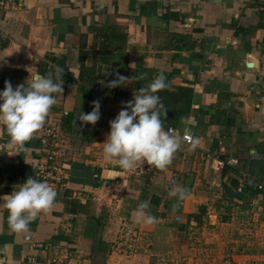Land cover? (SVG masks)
<instances>
[{
  "label": "crops",
  "instance_id": "obj_1",
  "mask_svg": "<svg viewBox=\"0 0 264 264\" xmlns=\"http://www.w3.org/2000/svg\"><path fill=\"white\" fill-rule=\"evenodd\" d=\"M56 65L63 96L43 129L59 126L66 137L68 186L27 233L10 229L0 198V264H134L124 248L132 228L166 257L188 252L192 231L239 229L244 203L264 219V190L238 193L247 176L264 184V0H19L0 13V91ZM117 72L147 78L105 86ZM160 73L165 130L183 135L185 117L200 145L184 142L166 171L147 163L124 171L103 158L109 121ZM94 100L101 118L81 127L76 118ZM41 131L20 151L0 128V197L47 162ZM174 185L189 191L182 202L169 196ZM146 200L157 222L138 225L133 213Z\"/></svg>",
  "mask_w": 264,
  "mask_h": 264
},
{
  "label": "clouds",
  "instance_id": "obj_2",
  "mask_svg": "<svg viewBox=\"0 0 264 264\" xmlns=\"http://www.w3.org/2000/svg\"><path fill=\"white\" fill-rule=\"evenodd\" d=\"M63 74L64 69L56 65L54 71L30 75L24 84L15 88L9 80H5L4 90L0 91V128L6 129L9 146L26 151L25 144L43 129L50 110L63 96ZM146 78V73L129 77L117 72L105 86L116 88ZM166 80V76L160 73L146 86L134 90L133 99L124 103L118 115L109 121L110 132L102 143L105 161L115 162L124 171L134 170L138 163H147L166 171L185 140L189 142V151H195L200 145V138L192 133L185 117H181L183 135L172 128L165 130L168 109L158 93L169 87ZM100 108V100L92 101V111L81 112L76 118L81 122L80 126L95 125L101 118ZM188 195V189L180 185H174L169 191V196L176 203L182 202ZM56 197V190L47 182L29 176L18 190L0 197L9 213L10 229L27 233L30 223L42 212H48ZM150 207L147 200L137 205L133 213L136 224L152 225L157 222L149 211Z\"/></svg>",
  "mask_w": 264,
  "mask_h": 264
},
{
  "label": "rangeland",
  "instance_id": "obj_3",
  "mask_svg": "<svg viewBox=\"0 0 264 264\" xmlns=\"http://www.w3.org/2000/svg\"><path fill=\"white\" fill-rule=\"evenodd\" d=\"M245 210L246 203L237 215L239 229L234 227L222 231V234L209 229L192 231L188 252L166 257L154 255L149 235L136 231V228L131 232L124 231L131 238V246H125V252L137 256L134 264H264V227L260 229L264 219L260 215L245 213ZM215 233L219 238L214 236Z\"/></svg>",
  "mask_w": 264,
  "mask_h": 264
},
{
  "label": "built area",
  "instance_id": "obj_4",
  "mask_svg": "<svg viewBox=\"0 0 264 264\" xmlns=\"http://www.w3.org/2000/svg\"><path fill=\"white\" fill-rule=\"evenodd\" d=\"M18 3L19 0H0V13L16 8ZM131 100V98L128 99V101ZM40 138L45 147L44 152L47 154L45 158L47 162L38 167L35 178L41 182H47L56 192L62 191L68 186V173L61 163L66 146V137L59 126H50L42 129ZM184 142L189 144L187 140ZM227 164L234 166L238 164V160L230 159ZM217 170H221V167H217ZM247 186L259 191L264 190V184L256 181L251 176H247L239 186L238 193H243ZM27 240L30 241L31 237H27ZM31 264H37L34 258L31 260Z\"/></svg>",
  "mask_w": 264,
  "mask_h": 264
},
{
  "label": "trees",
  "instance_id": "obj_5",
  "mask_svg": "<svg viewBox=\"0 0 264 264\" xmlns=\"http://www.w3.org/2000/svg\"><path fill=\"white\" fill-rule=\"evenodd\" d=\"M243 193H244V192H243ZM243 193H239V194H241V195H242Z\"/></svg>",
  "mask_w": 264,
  "mask_h": 264
}]
</instances>
